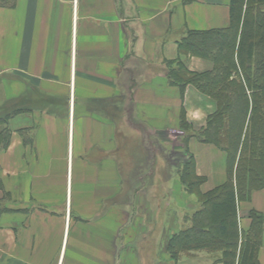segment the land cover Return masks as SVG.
Here are the masks:
<instances>
[{
	"label": "crops",
	"instance_id": "1",
	"mask_svg": "<svg viewBox=\"0 0 264 264\" xmlns=\"http://www.w3.org/2000/svg\"><path fill=\"white\" fill-rule=\"evenodd\" d=\"M13 4L0 8V117L10 115L0 124L10 133L0 141V264H215L218 255L174 258L169 246L228 180L227 153L200 139L218 105L194 85L182 95L165 71L176 61L213 70L179 44L228 30L231 0ZM188 158L193 193L180 174ZM237 201L243 242L264 215V189Z\"/></svg>",
	"mask_w": 264,
	"mask_h": 264
},
{
	"label": "trees",
	"instance_id": "2",
	"mask_svg": "<svg viewBox=\"0 0 264 264\" xmlns=\"http://www.w3.org/2000/svg\"><path fill=\"white\" fill-rule=\"evenodd\" d=\"M14 0H0V8H13ZM264 0H231L230 28L223 32L191 33L179 44L181 53L208 59L214 68L193 74L179 62L166 66V75L180 87L188 85L213 97L217 113L200 134L204 143L227 153L228 180L213 193L200 198L201 210L193 225L175 236L169 251H205L219 256L215 264H260L264 244V215H253L254 227L241 242L237 226V200L249 199L254 190L264 189ZM10 116L0 117V124ZM9 130L0 133L6 148ZM190 193L198 188L192 158L180 170ZM193 178V179H192Z\"/></svg>",
	"mask_w": 264,
	"mask_h": 264
},
{
	"label": "rangeland",
	"instance_id": "3",
	"mask_svg": "<svg viewBox=\"0 0 264 264\" xmlns=\"http://www.w3.org/2000/svg\"><path fill=\"white\" fill-rule=\"evenodd\" d=\"M133 142H134V143H133L134 146L138 148L137 140H134ZM137 148H136V149H137ZM134 149H135V148H134ZM125 150H126V151H125ZM125 150L123 151V154L126 153L127 155L124 156V157H125L124 159H125L126 162H127V166H129V161L127 160V158H129V156H128V155H129V153H128L129 151L126 149V146H125ZM135 152H137V154L139 155V152H140V151H139V150H135ZM152 156H153V155L151 154V155H150V158H152ZM161 156H162V155H157V156H155V158H154L155 161H154V160H151V164H150V165H152L154 168H155V167L158 168V164H160L159 161H161V159H162ZM167 157H168V156L165 155V161H164V162H165V166H167V169L164 168V170H163V172H164V171H165V172L167 171V173H165V177H168V176H169V174H170V171H169V170H170V167H171L169 164H168V165L166 164L167 161H168V163H169V162L171 163V161L169 160V159H171V158H170V157L167 158ZM173 159H174V158H173ZM176 161H177V160H176ZM152 163H153V164H152ZM154 164H155V165H154ZM160 183H161V182H160ZM162 184H168V181H165V182L162 183ZM199 201H200V200H199ZM166 202H168V199L166 200ZM168 203H169V202H168Z\"/></svg>",
	"mask_w": 264,
	"mask_h": 264
}]
</instances>
